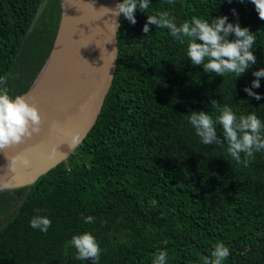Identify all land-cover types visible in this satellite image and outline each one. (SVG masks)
Wrapping results in <instances>:
<instances>
[{
	"label": "trees",
	"instance_id": "16d2710c",
	"mask_svg": "<svg viewBox=\"0 0 264 264\" xmlns=\"http://www.w3.org/2000/svg\"><path fill=\"white\" fill-rule=\"evenodd\" d=\"M159 11L177 23L227 15L254 33L256 62L237 78L205 73L186 58L187 37L181 44L151 25L142 32L146 15ZM134 15V25L120 17L112 82L82 142L33 184L0 192V216L13 208L0 227V264H85L67 244L83 231L102 249L97 264H152L159 250L167 264H204L217 242L229 248L222 264H264V152L237 165L226 145L200 143L187 121L227 105L264 122V78L253 89L261 100L242 90L264 67V20L249 0H150ZM59 17L60 0H0V75L10 94L33 83ZM37 212L51 220L45 233L29 227Z\"/></svg>",
	"mask_w": 264,
	"mask_h": 264
},
{
	"label": "clouds",
	"instance_id": "9594fccd",
	"mask_svg": "<svg viewBox=\"0 0 264 264\" xmlns=\"http://www.w3.org/2000/svg\"><path fill=\"white\" fill-rule=\"evenodd\" d=\"M171 5L174 0H166ZM231 3L232 0H227ZM243 2V0H240ZM254 6L258 17L264 20V0H249ZM150 0H117L114 7H102L104 14L110 13L113 18L111 22L105 21L113 32H118L119 24L116 17H123L130 24H135L134 13L136 11L146 12ZM232 15H237L235 9H230ZM166 29L167 34L181 44L187 37L185 49L186 58L193 66H201L205 73L215 74L223 77L225 74H233L235 78L240 77L255 62L254 53L255 36L247 26L241 27L238 22H229L227 15L211 17L210 20L192 16L190 21L184 20L177 23L168 11H159L146 15V22L142 26V32L150 33L149 27ZM254 79L250 86H244L243 92L257 101L261 100L262 94L254 92L253 89L260 87V78H264V67L257 68L251 72ZM8 79L14 76L7 74ZM6 77L0 75V151L23 142L40 132L41 117L34 104H30L24 95H12L5 85ZM215 100L211 101L212 108L217 107ZM187 121L194 130L199 142L204 145L217 144L226 145V153L237 165L247 166L253 158L254 153L264 152V122L254 113L237 115L230 106L225 105L219 109V114L211 116L208 111H192L187 114ZM219 126V127H218ZM217 128L220 134H217ZM79 142L77 134L70 136L69 143L75 146ZM28 167L30 160L26 156L13 159L15 166ZM10 181L0 187L7 188ZM86 224L93 222L91 215L83 217ZM51 220L47 215H33L29 220V227L47 232ZM67 244L75 249V259L84 261L91 258L92 264H97L102 249L96 237L89 231H83L71 236ZM229 256V248L223 242H217L213 246L210 258L204 260V264H222ZM152 264H167L166 250H159L152 260Z\"/></svg>",
	"mask_w": 264,
	"mask_h": 264
},
{
	"label": "water",
	"instance_id": "95a60500",
	"mask_svg": "<svg viewBox=\"0 0 264 264\" xmlns=\"http://www.w3.org/2000/svg\"><path fill=\"white\" fill-rule=\"evenodd\" d=\"M117 0H81L75 26L53 64L50 62L63 21L65 4L60 0V17L48 57L31 86L23 94L41 117L40 132L0 151V186L10 181L12 190L33 184L79 145L94 125L109 90L117 60V32L105 22L113 19L102 7L112 8ZM115 20L119 24L120 17ZM75 133L79 142L70 145ZM14 152V153H12ZM26 156L24 167L13 159ZM92 264L91 258L84 260Z\"/></svg>",
	"mask_w": 264,
	"mask_h": 264
},
{
	"label": "bare ground",
	"instance_id": "6f19581e",
	"mask_svg": "<svg viewBox=\"0 0 264 264\" xmlns=\"http://www.w3.org/2000/svg\"><path fill=\"white\" fill-rule=\"evenodd\" d=\"M64 15H63V21L60 27V31L58 34V38L55 45V51L53 52V56L46 66L45 70L50 68V66L55 61L58 54L61 52L63 47L65 46L74 26L76 23L77 18V12L80 9L81 0H64ZM14 153V152H12Z\"/></svg>",
	"mask_w": 264,
	"mask_h": 264
},
{
	"label": "flooded vegetation",
	"instance_id": "af4514ba",
	"mask_svg": "<svg viewBox=\"0 0 264 264\" xmlns=\"http://www.w3.org/2000/svg\"><path fill=\"white\" fill-rule=\"evenodd\" d=\"M3 190H4V189L0 190V192L3 191ZM6 190H7V189H6ZM12 212H13L12 205H11L10 203H7V204L5 205V213H2L1 216H0V227L2 226V225H1L2 223L5 224L4 221L6 220L7 217H9V216L12 214ZM4 224H3V225H4Z\"/></svg>",
	"mask_w": 264,
	"mask_h": 264
},
{
	"label": "rangeland",
	"instance_id": "374dc122",
	"mask_svg": "<svg viewBox=\"0 0 264 264\" xmlns=\"http://www.w3.org/2000/svg\"><path fill=\"white\" fill-rule=\"evenodd\" d=\"M29 46H30V44H28V45L26 44V46H25V47H26V51L28 50V47H29ZM27 54H28V51L24 53V58L27 56ZM26 60H27V59H26ZM17 70L19 71V72H18V75H19V74H22V73L25 72V70H24V71L21 73V67H19Z\"/></svg>",
	"mask_w": 264,
	"mask_h": 264
}]
</instances>
